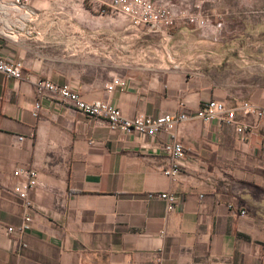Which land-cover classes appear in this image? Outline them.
Listing matches in <instances>:
<instances>
[{
    "label": "crops",
    "instance_id": "crops-1",
    "mask_svg": "<svg viewBox=\"0 0 264 264\" xmlns=\"http://www.w3.org/2000/svg\"><path fill=\"white\" fill-rule=\"evenodd\" d=\"M13 1L0 0V58L22 64L21 79L0 74V264H264V117L240 109L264 110V49L197 41L193 52L170 46L172 55L164 56L153 31L138 28L130 39L143 55L121 67L113 76L119 85L107 92L109 80L89 75L103 70L104 39L97 35L91 49L82 30L74 48L68 26L43 28L71 25L73 1H27L33 24L22 21L18 29L12 21L28 11ZM37 79L67 85L85 102L106 101L127 119L176 117L223 102L235 109L242 132L189 118L140 137L110 131L54 98L33 117ZM170 139L184 151L175 165L162 152ZM170 166L178 170L174 181L161 173ZM22 168L37 173L33 221L25 233L5 235L22 221L10 192L11 173ZM159 193L174 194L176 210L154 197Z\"/></svg>",
    "mask_w": 264,
    "mask_h": 264
},
{
    "label": "rangeland",
    "instance_id": "rangeland-1",
    "mask_svg": "<svg viewBox=\"0 0 264 264\" xmlns=\"http://www.w3.org/2000/svg\"><path fill=\"white\" fill-rule=\"evenodd\" d=\"M27 1L29 0H19V3L27 6L26 13L31 15L29 19L33 24V6ZM68 1H73L71 25L49 23L43 25V28H49L50 32H55L56 29L68 26L69 31L75 36L74 48L80 41L76 40L77 34L82 30L90 34L91 49L96 47L97 35L104 39V57L99 61L103 70L89 72V75H97L110 82L115 78L114 75L119 74L121 67L143 55L139 44L136 45L130 39V34L140 33L142 30L132 26L128 18L119 13L118 9L112 8L115 0ZM149 1L163 7L173 19L171 25L161 33H149L152 34L151 41L158 46L164 56L172 55L168 48L170 46L174 51L181 53L187 49L193 52L194 42L197 43V41L202 42L204 47L217 49L225 48L231 43L234 48L264 49V0ZM62 10L65 11V9ZM64 11L51 10L48 14L61 15ZM191 16L202 17L208 20V23L205 27H196L188 22ZM4 26L7 33L9 26L6 24ZM0 32L3 33L2 29ZM90 56L91 63H95L92 54Z\"/></svg>",
    "mask_w": 264,
    "mask_h": 264
},
{
    "label": "built area",
    "instance_id": "built-area-1",
    "mask_svg": "<svg viewBox=\"0 0 264 264\" xmlns=\"http://www.w3.org/2000/svg\"><path fill=\"white\" fill-rule=\"evenodd\" d=\"M13 3L17 6L16 10L24 6L19 3V0H14ZM112 8L118 9L119 13L125 15L132 26L143 28L147 31L161 32L168 28L173 21L163 7L149 0H115ZM29 18H31V15L25 12L23 13L22 19H14L11 26H13V28L16 27L15 29L23 27V22H29ZM188 22L196 27L202 28L207 25L208 20L199 16H191L188 18ZM0 74L5 79H21V62H13L8 59L0 58ZM118 85L119 79L115 77L105 85V90L111 92L113 88ZM33 90L36 96V101L31 110V115L33 117L36 116L43 101L54 98L61 106L77 111L88 118L103 120L110 131H121L127 134H135L140 137H152L160 132H167L172 128L175 122L185 121L189 118L204 122L218 121L226 126L234 127L235 131L238 133L242 132L241 127L236 125L235 109L223 102L208 101L201 104L194 112L187 113L181 110L176 117L170 114H159L156 117L136 115L131 119H127L120 114L117 108L106 101H83L80 96L67 85H56L45 79H37L33 82ZM240 109L242 114L254 113L258 117H264V110H255L245 103L240 105ZM18 139L20 140L21 138ZM162 152L174 163V165L178 164V161L184 156L182 146L172 139L167 140L162 145ZM161 173L171 181H174L177 177L178 170L176 166H170L163 169ZM11 176L15 181L10 192L20 201L24 213L20 225L16 228L6 227L4 228V233L5 235H10L12 233L21 235L30 229L33 221L31 216L33 206L29 199V194L38 185L37 173L33 168H22L14 170ZM154 197L161 200L168 211H174L178 207V198L172 193H159L154 195ZM240 215H244V212H240ZM20 245L24 246L23 243ZM152 264L160 263L159 260H156Z\"/></svg>",
    "mask_w": 264,
    "mask_h": 264
}]
</instances>
